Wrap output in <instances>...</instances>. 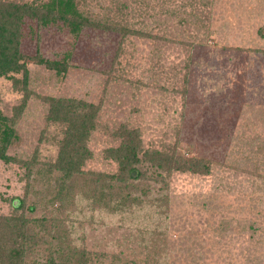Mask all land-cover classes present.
Wrapping results in <instances>:
<instances>
[{"label": "rangeland", "instance_id": "1", "mask_svg": "<svg viewBox=\"0 0 264 264\" xmlns=\"http://www.w3.org/2000/svg\"><path fill=\"white\" fill-rule=\"evenodd\" d=\"M75 5L83 17L139 34L89 27L71 34L59 20L40 26L22 18L28 96L5 151L17 163L0 161V216L23 200L32 242L23 264H45L51 252L58 261L56 251L71 249L86 254L85 264H264V0ZM35 56L66 69L57 74L27 59ZM13 78L20 82V73L0 78V116L11 117L23 98ZM45 98L99 107L83 174L60 193L50 165L62 128L45 121ZM123 126L138 132L142 150L175 147L180 157L206 161L208 173L147 176L116 190L123 208L104 206L116 191L85 173L116 172L103 151L118 145L112 133Z\"/></svg>", "mask_w": 264, "mask_h": 264}, {"label": "trees", "instance_id": "2", "mask_svg": "<svg viewBox=\"0 0 264 264\" xmlns=\"http://www.w3.org/2000/svg\"><path fill=\"white\" fill-rule=\"evenodd\" d=\"M35 19L41 26L49 22L59 20L63 22L71 34L76 33L83 27L113 32L120 36L138 35L126 27L118 26L109 22H98L83 17L76 8L75 0H49L45 5L37 6L26 3L0 0V78H7L11 74L21 75V81L12 79V88L20 84L23 98L13 106L11 117L0 116V161L4 163H17L14 159L6 156L5 151L13 134V126L23 111L27 99V69L25 57L18 52L19 27L22 18ZM35 65L43 66L47 70L57 74L65 71V65L55 61H48L40 56L28 57ZM47 104L45 121L62 128L61 138L56 142L57 154L54 162L50 165L59 174V193L64 191V181L75 174H83L80 170L84 161L90 157L86 148L89 134L95 127V117L98 106L74 99H43ZM117 138L118 145L103 151L104 159L112 161L116 165L114 174H91L95 182H105L107 192L119 191L131 185L134 181H144L147 176L161 178L171 172L207 174L209 166L206 161L195 158L180 157L176 154L175 147L167 152L147 151L141 149L138 132L120 127L112 133ZM30 162H23L26 171L29 170ZM144 164V165H142ZM151 169V172L148 171ZM158 172H163L159 174ZM29 177L27 171L26 178ZM115 183L117 186L111 185ZM116 195L118 197V192ZM112 194V193H111ZM125 196L115 200H107L104 206H113V210L124 207ZM64 201L62 197L57 201ZM13 212L9 216H0V264H23L25 252L29 244H32L26 232L27 220L22 216L24 203L22 199H14ZM31 211L32 208H26ZM18 211H20L18 213ZM52 253V252H51ZM45 264H85L84 252L66 254L61 250L56 251V261L50 255Z\"/></svg>", "mask_w": 264, "mask_h": 264}]
</instances>
